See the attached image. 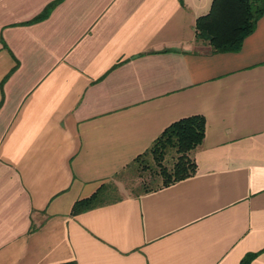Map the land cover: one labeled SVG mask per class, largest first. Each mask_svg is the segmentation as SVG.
Segmentation results:
<instances>
[{
	"label": "crops",
	"instance_id": "obj_1",
	"mask_svg": "<svg viewBox=\"0 0 264 264\" xmlns=\"http://www.w3.org/2000/svg\"><path fill=\"white\" fill-rule=\"evenodd\" d=\"M210 3L0 0V264H264V13L211 53ZM190 116L192 176L71 215Z\"/></svg>",
	"mask_w": 264,
	"mask_h": 264
},
{
	"label": "trees",
	"instance_id": "obj_2",
	"mask_svg": "<svg viewBox=\"0 0 264 264\" xmlns=\"http://www.w3.org/2000/svg\"><path fill=\"white\" fill-rule=\"evenodd\" d=\"M56 3L49 4L29 23L44 19ZM264 13V0H211L208 11L198 16L194 22V40L210 48L211 53H228L239 50L243 39L251 34L256 22ZM204 135V119L190 116L168 125L142 154L135 157L126 167L134 164L149 178L159 179V186L142 184L137 194L146 193L159 187L190 177L195 165L190 153L200 145ZM173 154L169 168L163 165L166 154ZM149 154L151 164L145 156ZM125 167V168H126ZM111 184H101L89 197L76 201L71 207V215L113 203L120 198ZM255 255H245L240 264H249ZM75 264V263H66Z\"/></svg>",
	"mask_w": 264,
	"mask_h": 264
},
{
	"label": "rangeland",
	"instance_id": "obj_3",
	"mask_svg": "<svg viewBox=\"0 0 264 264\" xmlns=\"http://www.w3.org/2000/svg\"><path fill=\"white\" fill-rule=\"evenodd\" d=\"M148 163L151 164L149 154L145 156ZM174 155L169 153L164 156L163 165L169 168L173 162ZM105 184L114 185L117 189V196H133L140 190L142 184L149 186H159L161 181L159 179L149 178L147 172H143L139 167L136 169L134 164L119 171L112 179Z\"/></svg>",
	"mask_w": 264,
	"mask_h": 264
}]
</instances>
